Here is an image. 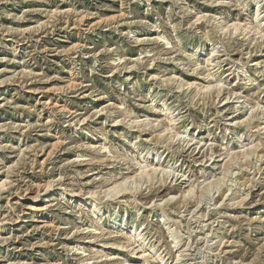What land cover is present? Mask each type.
<instances>
[{"label":"rangeland","instance_id":"374dc122","mask_svg":"<svg viewBox=\"0 0 264 264\" xmlns=\"http://www.w3.org/2000/svg\"><path fill=\"white\" fill-rule=\"evenodd\" d=\"M257 103L264 0H0V264H264Z\"/></svg>","mask_w":264,"mask_h":264},{"label":"bare ground","instance_id":"6f19581e","mask_svg":"<svg viewBox=\"0 0 264 264\" xmlns=\"http://www.w3.org/2000/svg\"><path fill=\"white\" fill-rule=\"evenodd\" d=\"M262 14V12H261V10L260 9H258L257 11H255V14H254V22L251 24V25H249V24H241V23H237V24H233V25H231V26H226V25H224V24H221L222 25V28H223V30H224V32H226V31H230V28L232 27L234 30H242V31H244L245 33L246 32H251V31H253L254 29L256 30V32H258V33H261L262 31H261V28H262V23H261V20H259L260 19V17L262 16L261 15ZM231 28V29H232ZM255 33V32H254ZM258 33H256V34H258ZM263 33V32H262ZM244 34V33H243ZM259 35V34H258ZM217 52V51H216ZM215 57H216V55H215V51H211L210 53H209V58L206 60V63H207V65L208 66H210V64H212L214 61H215ZM213 78V77H212ZM218 81V80H217ZM220 81V80H219ZM191 86V85H190ZM195 86V85H194ZM197 87H198V89H199V91H205L206 93L207 92H209V91H211V90H215V92L220 96V95H225V89L222 87V86H220V82H210L207 86L206 85H200V84H198L197 85ZM235 92V91H234ZM227 93H229V92H227ZM216 94V95H217ZM232 94H234V95H236V93H229V95H232ZM242 95V94H241ZM236 97V96H235ZM218 99V98H217ZM248 104V103H247ZM249 105V104H248ZM257 107V108H256ZM167 109V108H166ZM251 109L254 111L255 109H258V110H260L261 111V113L264 115V105H260L259 103H257L255 106H252L251 107ZM169 111V110H168ZM252 112V111H251ZM250 115H251V113H250ZM251 119L253 118V116H251L250 117ZM247 120V119H246ZM169 121L171 122V123H174L175 122V119L172 117V118H170L169 119ZM170 128H171V126H170ZM170 128H167V129H165L164 130V133L165 132H168V131H170L171 129ZM255 147V146H254ZM252 148V147H251ZM251 148L250 149H245V151L243 152V153H245L244 155L246 156L247 155V153H248V151L249 152H251L252 150H251ZM256 150V149H255ZM257 151V150H256ZM255 152V151H254ZM253 153V152H252ZM232 154V153H231ZM235 154V153H234ZM237 154V153H236ZM233 155V154H232ZM159 156L160 155H158L157 157L158 158H156V159H159ZM233 157V156H232ZM146 158V157H145ZM238 158V157H237ZM236 158V159H237ZM245 158V157H244ZM231 159H233V158H231ZM234 161H235V159H233ZM244 160V159H243ZM141 167V166H140ZM161 168V165H160V163H158V162H155V163H153V164H150V165H143L142 167H141V169H140V172L135 176V177H132L133 179V182L134 183H136L137 182V180H141V179H145L146 177H149L150 179H152V177H154V176H156V174H157V172L160 170V171H162V172H164V173H167L166 171H164L163 169L161 170L160 169ZM132 182V183H133ZM136 185V184H135ZM133 188V187H132ZM111 189H113V192H115L116 194H119V193H121V192H124V191H128L129 192V190H128V188H124V184H117V185H115L114 187H112ZM134 190V189H133ZM132 190V191H133ZM127 192V193H128ZM70 193V192H69ZM130 193H131V191H130ZM188 193V195L190 194H193V187H191L189 190H187L186 191V194ZM39 194V193H38ZM80 194V193H79ZM189 195V196H190ZM175 196H177V195H175ZM188 197V196H187ZM36 198H38V197H36ZM246 199V198H245ZM244 201V200H243ZM95 203V202H94ZM237 203V202H236ZM239 203V202H238ZM236 206V205H235ZM242 206V205H241ZM91 208H92V210L94 211V213L96 214V215H98V214H100L101 213V211L100 210H98L97 208H98V206L96 205V203L94 204V206L93 205H91ZM168 222V221H167ZM2 224V223H1ZM118 224V223H117ZM126 230V229H125ZM168 234L169 235H171L170 237H172V240H173V243L175 244V246H177V245H179V243H180V236L177 234V232H176V230L175 229H172L171 227H169L168 228ZM127 240H128V244H130L131 242H133V241H135V242H137V243H140V245H141V248L143 249V253H142V256L144 257V255L146 254V253H148V251H146V249H145V247H144V243H145V241H144V239H143V237H142V235L141 234H139L138 232H137V230L135 229V228H130L129 229V234H128V237H127ZM153 252H155L154 250H153ZM157 252H155V254H156ZM154 254V255H155ZM158 256V255H157ZM156 256V257H157ZM182 255H180L179 257H181ZM159 257V256H158ZM160 257H161V255H160ZM178 257V258H179ZM165 257H161V263H164L165 262Z\"/></svg>","mask_w":264,"mask_h":264}]
</instances>
